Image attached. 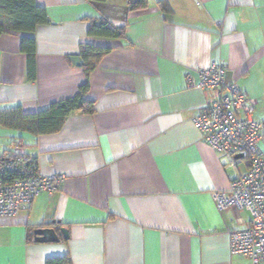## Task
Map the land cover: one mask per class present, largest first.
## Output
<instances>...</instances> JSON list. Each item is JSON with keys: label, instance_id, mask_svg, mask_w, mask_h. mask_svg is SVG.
I'll return each mask as SVG.
<instances>
[{"label": "crops", "instance_id": "0c3cea01", "mask_svg": "<svg viewBox=\"0 0 264 264\" xmlns=\"http://www.w3.org/2000/svg\"><path fill=\"white\" fill-rule=\"evenodd\" d=\"M146 1L127 12V0H35L48 23L31 35L34 80L23 35L0 36V112L32 114L74 96L85 82L80 46L110 49L89 75L92 114L72 112L49 135L0 126V156L16 142L40 175L64 177L27 211L0 217V264H250L230 253L229 236L250 216L218 211L209 195L246 168L225 167L192 119L209 97L196 88L198 71L221 63L264 123V0H167L169 12ZM98 20L123 38L88 36ZM45 227L58 241H34Z\"/></svg>", "mask_w": 264, "mask_h": 264}, {"label": "built area", "instance_id": "2783aa9c", "mask_svg": "<svg viewBox=\"0 0 264 264\" xmlns=\"http://www.w3.org/2000/svg\"><path fill=\"white\" fill-rule=\"evenodd\" d=\"M226 69L213 63L198 71L196 88L209 93L192 119L203 141L224 159V166L246 168L223 191H212L210 199L220 212L234 208L248 213L247 228L229 233L230 253L264 264V123L253 119L254 100L239 86L228 83ZM0 158V217L27 211L41 194L51 195L63 182L61 175L42 176L19 144Z\"/></svg>", "mask_w": 264, "mask_h": 264}, {"label": "trees", "instance_id": "16d2710c", "mask_svg": "<svg viewBox=\"0 0 264 264\" xmlns=\"http://www.w3.org/2000/svg\"><path fill=\"white\" fill-rule=\"evenodd\" d=\"M90 2L103 3L104 0H89ZM146 0H127V12L139 11L146 8ZM158 8L162 12H169L167 0H160ZM48 23L46 10L39 7L35 0H0V36L6 33L23 35L20 41V50L27 60V77L34 80L35 42L31 36L38 26ZM90 37L121 39L124 29L113 27L106 20L90 22L87 31ZM109 48L96 47L88 44L81 45L78 51L80 66L85 76V82L79 87L74 96L59 102L51 103L46 108L32 114H24L19 107L0 112V126L5 129H13L26 132L35 136L49 135L58 132L65 119L72 112L92 114L93 102L85 99L89 89V75L97 66L103 55L109 52ZM0 156H6L13 145ZM30 160L36 165L35 161ZM37 167V166H36ZM68 256L51 257L45 264H69Z\"/></svg>", "mask_w": 264, "mask_h": 264}, {"label": "water", "instance_id": "95a60500", "mask_svg": "<svg viewBox=\"0 0 264 264\" xmlns=\"http://www.w3.org/2000/svg\"><path fill=\"white\" fill-rule=\"evenodd\" d=\"M46 224H55L54 222H46ZM59 232L61 233L64 239H67V231L64 228H60ZM34 241L36 242H56L58 241V236L54 229L45 227L34 230Z\"/></svg>", "mask_w": 264, "mask_h": 264}]
</instances>
